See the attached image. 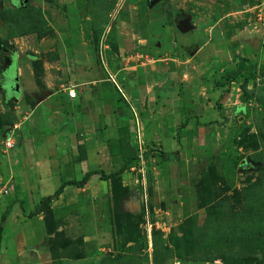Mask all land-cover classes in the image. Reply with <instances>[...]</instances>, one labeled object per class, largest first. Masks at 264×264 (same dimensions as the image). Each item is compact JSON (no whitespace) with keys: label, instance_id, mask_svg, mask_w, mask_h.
Masks as SVG:
<instances>
[{"label":"rangeland","instance_id":"obj_1","mask_svg":"<svg viewBox=\"0 0 264 264\" xmlns=\"http://www.w3.org/2000/svg\"><path fill=\"white\" fill-rule=\"evenodd\" d=\"M149 1L0 0V180L7 189L0 202L10 203V175H21L16 152L25 132L16 103L32 101L28 72L39 80L45 63L68 55L104 69L117 65L125 49L132 63L151 56L179 62L189 79L198 76L189 56L198 46L215 45L228 49L226 58L243 47L258 75L242 84L241 73L222 92L221 67L207 75L201 91L218 90L207 108L218 112L217 100L222 116L209 120L174 159L146 156L137 177L126 169L91 190L74 187L30 217L20 219L14 204L2 222L0 264H264L261 0ZM181 19L193 29L180 32ZM15 75L16 92L10 87ZM38 84L33 89L41 91ZM17 128L14 146L4 149Z\"/></svg>","mask_w":264,"mask_h":264},{"label":"crops","instance_id":"obj_2","mask_svg":"<svg viewBox=\"0 0 264 264\" xmlns=\"http://www.w3.org/2000/svg\"><path fill=\"white\" fill-rule=\"evenodd\" d=\"M259 6L264 7V0ZM258 32L264 33V29L260 27ZM254 40L259 38L256 36ZM227 50L222 46L218 50L215 45L198 46L187 59L198 76L189 79L185 75L187 66L179 62L151 56L135 58L132 63L128 62L125 49L123 53L119 50L117 65H103L107 73L99 61L72 60L68 55V58L62 56L43 64L39 80L29 74L26 66V79L31 87L27 94L32 101L27 106L16 103L18 124L25 132L16 152L17 164L21 166L16 171L21 175H10L11 200L9 204L0 202V207L10 205L11 209L18 204L17 215L25 218L26 209L33 201L52 194L62 180H80L86 172L94 170L109 173L118 169L123 156L135 155L136 127L148 147L155 146L166 153L179 152L186 141L191 140L192 144L209 120L215 123L220 117L216 110L207 108L218 90L210 89L207 94V90L202 92L201 89H207V75L211 76L216 67H221V75L223 68L232 63L234 54L228 53V58L223 56ZM238 54L247 57L243 47ZM227 59L230 62H226ZM24 66L20 62L17 68L20 71ZM220 75L217 80L222 82ZM35 82L43 85L41 91L33 89ZM67 86L75 89L74 98L67 96ZM218 87L222 92L223 86ZM184 120V132L178 136V128ZM194 129L196 133L192 134ZM17 131L18 128L11 136L19 135ZM30 163H34V167H29ZM1 177L4 171L0 168ZM99 180L104 179L97 173L91 174L81 188L68 184L53 200L74 187L79 191L91 190ZM29 188L37 193L36 198H32Z\"/></svg>","mask_w":264,"mask_h":264},{"label":"trees","instance_id":"obj_3","mask_svg":"<svg viewBox=\"0 0 264 264\" xmlns=\"http://www.w3.org/2000/svg\"><path fill=\"white\" fill-rule=\"evenodd\" d=\"M241 73H244V75L242 76V84L246 83L249 79L255 78L258 75L256 70V63L252 60H249L244 54H237L236 56L235 55L233 56L232 63L229 66L223 68L222 74L220 75V78H222V82H219L218 85L221 86L226 85L225 89H227L229 83ZM215 105L219 112V115L222 116V113L220 111V105L217 100L215 102ZM185 121L186 120H184L181 126L178 128L177 131L178 136L181 135L182 132H184L183 127L185 125ZM191 133L195 134L196 133L195 129L192 130ZM190 141H186V145L189 146L191 144ZM177 152L178 151L165 153L164 151L159 150L158 147L153 146L152 148L147 146L145 155L152 157V160H154L155 162L163 157H165L168 160H172L174 159ZM135 159H136L135 155L127 156V157L123 156V163L119 166V168L109 173H105L102 170H94V171L86 172L80 180H71V179L62 180L60 185L54 190L52 194L41 197L36 208L24 215L30 217L38 213L42 208V206L49 203L51 200L56 198L61 193L64 186L68 184H72L75 185L77 188H81L84 185V183L87 181L88 177L91 174H95V173L99 174V177L104 180L114 178L117 175L121 174L125 169H127L135 161ZM9 208L10 205L0 207V239H1L2 222L5 220L6 215L9 212Z\"/></svg>","mask_w":264,"mask_h":264},{"label":"built area","instance_id":"obj_4","mask_svg":"<svg viewBox=\"0 0 264 264\" xmlns=\"http://www.w3.org/2000/svg\"><path fill=\"white\" fill-rule=\"evenodd\" d=\"M66 93L69 98H74L76 96V91L72 86H67ZM4 149H9L14 146V140L11 135L7 136L3 142ZM134 146H135V161L127 168L128 172H131L134 177H137V170H139L141 167V164H144L146 159V150H147V144L145 140L141 136V132L139 131V128L136 127L134 131ZM148 158H151L148 156ZM7 191L6 187L3 186V188L0 190L1 193H5Z\"/></svg>","mask_w":264,"mask_h":264},{"label":"water","instance_id":"obj_5","mask_svg":"<svg viewBox=\"0 0 264 264\" xmlns=\"http://www.w3.org/2000/svg\"><path fill=\"white\" fill-rule=\"evenodd\" d=\"M156 1H157V0H150L149 2H150V4H153V3L156 2ZM192 27H193V26H192V24L189 22L188 19H181V20H179V21L177 22V24H176V28H177L180 32H182V33L191 30ZM13 78H14V82L12 83V86H13L15 92H16V91H18V83L16 82V81L18 80V76L15 75ZM12 86H10V87H12Z\"/></svg>","mask_w":264,"mask_h":264},{"label":"flooded vegetation","instance_id":"obj_6","mask_svg":"<svg viewBox=\"0 0 264 264\" xmlns=\"http://www.w3.org/2000/svg\"><path fill=\"white\" fill-rule=\"evenodd\" d=\"M14 80V79H13ZM13 82V81H12ZM10 86H12V84H10ZM12 88H13V86H12ZM13 90H14V88H13Z\"/></svg>","mask_w":264,"mask_h":264}]
</instances>
